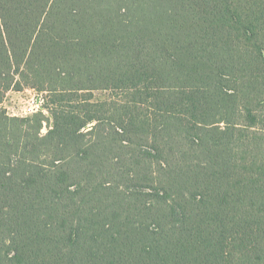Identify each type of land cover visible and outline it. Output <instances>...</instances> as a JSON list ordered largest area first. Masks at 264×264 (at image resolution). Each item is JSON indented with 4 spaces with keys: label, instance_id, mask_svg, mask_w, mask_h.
I'll list each match as a JSON object with an SVG mask.
<instances>
[{
    "label": "trees",
    "instance_id": "trees-1",
    "mask_svg": "<svg viewBox=\"0 0 264 264\" xmlns=\"http://www.w3.org/2000/svg\"><path fill=\"white\" fill-rule=\"evenodd\" d=\"M0 264H264V0H0Z\"/></svg>",
    "mask_w": 264,
    "mask_h": 264
},
{
    "label": "rangeland",
    "instance_id": "rangeland-1",
    "mask_svg": "<svg viewBox=\"0 0 264 264\" xmlns=\"http://www.w3.org/2000/svg\"><path fill=\"white\" fill-rule=\"evenodd\" d=\"M32 95H40V96H44V98H45V110L33 114V115H39L40 117H42L44 119L42 131L45 133L48 130V122L50 119V114H49L47 107H46L47 99H46L45 93L39 92L38 90H36L34 88H25L24 90H21V93H18L17 90L11 89L6 94V97L2 103V106L7 110L9 116H13V117L33 116V115L16 116V114H13V113H17L19 107H21L23 105V103H25L27 101V99H29V97H31ZM97 95L100 98H105L107 96V93H97ZM9 112L12 115L9 114Z\"/></svg>",
    "mask_w": 264,
    "mask_h": 264
},
{
    "label": "built area",
    "instance_id": "built-area-1",
    "mask_svg": "<svg viewBox=\"0 0 264 264\" xmlns=\"http://www.w3.org/2000/svg\"><path fill=\"white\" fill-rule=\"evenodd\" d=\"M44 105H45L44 96L32 95L31 97H29V99H27L25 103H23L21 107H19L18 112L13 114H16V116L33 115L35 113L44 111L45 110ZM9 114L11 113L9 112Z\"/></svg>",
    "mask_w": 264,
    "mask_h": 264
},
{
    "label": "crops",
    "instance_id": "crops-1",
    "mask_svg": "<svg viewBox=\"0 0 264 264\" xmlns=\"http://www.w3.org/2000/svg\"><path fill=\"white\" fill-rule=\"evenodd\" d=\"M18 93H21V91H18Z\"/></svg>",
    "mask_w": 264,
    "mask_h": 264
}]
</instances>
